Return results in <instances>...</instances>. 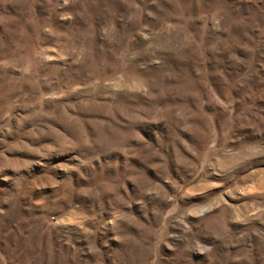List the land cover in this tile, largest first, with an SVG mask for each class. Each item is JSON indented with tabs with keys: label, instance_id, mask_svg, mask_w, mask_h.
Masks as SVG:
<instances>
[{
	"label": "rangeland",
	"instance_id": "374dc122",
	"mask_svg": "<svg viewBox=\"0 0 264 264\" xmlns=\"http://www.w3.org/2000/svg\"><path fill=\"white\" fill-rule=\"evenodd\" d=\"M0 264H264V0H0Z\"/></svg>",
	"mask_w": 264,
	"mask_h": 264
}]
</instances>
